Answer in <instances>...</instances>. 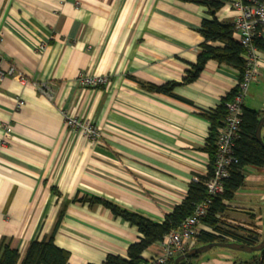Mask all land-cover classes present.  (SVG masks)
<instances>
[{"label":"crops","instance_id":"1","mask_svg":"<svg viewBox=\"0 0 264 264\" xmlns=\"http://www.w3.org/2000/svg\"><path fill=\"white\" fill-rule=\"evenodd\" d=\"M235 15L224 3L214 11L224 24ZM204 18H211L207 7L179 0H0V59L3 68L16 70L0 80V137L10 128L0 143V243L22 256L58 222L53 242L69 252L67 264H101L107 254L126 258L141 234L80 197H101L158 223L182 202L189 182L208 170L205 114L236 86L239 74L209 60L195 81L182 83L196 61ZM80 72L104 75L107 83L82 87ZM168 82L178 83L172 89L177 98L148 88ZM60 110L93 123L100 139L67 128ZM257 111L264 116V106ZM249 168L216 216L222 228L259 236L264 191L241 189H262L264 167ZM159 252L157 242L141 257ZM202 259L198 264L248 261L225 251Z\"/></svg>","mask_w":264,"mask_h":264},{"label":"trees","instance_id":"2","mask_svg":"<svg viewBox=\"0 0 264 264\" xmlns=\"http://www.w3.org/2000/svg\"><path fill=\"white\" fill-rule=\"evenodd\" d=\"M182 2H190L207 7L210 19H202L199 33L202 41L199 44V50L196 61L190 64L189 69L182 78V83H191L195 81L205 64L209 60H215L224 63L238 70V80H241L245 61L242 57L243 47L232 37L233 28L231 23H220L214 17V11L221 8L223 1L215 0H179ZM257 48L264 52V41L262 38L255 39ZM176 82H168L159 86H148L149 89L163 94L176 97L172 93V89L177 85ZM98 87H103L98 86ZM238 87L232 88L220 100L216 108L210 112H206L205 117L208 119L209 134L204 146L209 156V164L206 175L195 176L188 184L187 192L182 202L173 207L171 212L164 215L162 222H155L145 216L137 214L122 208L107 199L101 197H80L78 201H89L90 204H100L109 209V211L123 221L128 222L137 228L141 234L138 241L131 243L127 247V256L123 258L115 254H107L101 264H140L144 261L141 254L152 244L159 242L167 233L176 229L181 222L189 216L194 207L203 201L207 196L205 187L206 181L212 176L213 159L215 154V141L217 128L222 125V121L226 115V103L232 100L237 93ZM177 98V97H176ZM182 101V98H179ZM261 112L248 109L243 106L241 115L240 133L234 148V155L237 162L231 166L229 176L223 180V191L211 199V204L207 215L201 221L209 225L214 232L200 230L196 238V246L209 242H230L237 241L248 245H254L259 242V236L253 231H246L244 234H236L226 228L221 227V221L216 216L221 214L225 206L222 200H231L234 193L243 185L244 170L246 167L262 168L264 167V148L255 138V129ZM264 142V135H262ZM76 200V197L74 198ZM58 222L54 225L52 232L46 239H34L29 242L25 253L21 256L16 248H12L9 243H0V264H67L69 252L58 247L53 242L55 230ZM217 233V234H216ZM231 238H227L228 236ZM224 249V248H223ZM197 257L194 255L184 259L179 264H194L191 260ZM170 260L166 264H172ZM264 264V249L259 252V256L253 255L246 264ZM91 264V263H89Z\"/></svg>","mask_w":264,"mask_h":264},{"label":"built area","instance_id":"3","mask_svg":"<svg viewBox=\"0 0 264 264\" xmlns=\"http://www.w3.org/2000/svg\"><path fill=\"white\" fill-rule=\"evenodd\" d=\"M223 3L228 8L236 11V15L231 22L232 37L244 49L242 57L245 61V68L241 80H237L238 91L232 100L226 103V115L222 125L216 131L213 172L205 183L208 196L194 207L193 212L176 229L171 230L158 242L160 252L145 258L140 264H166L176 256L196 246V238L202 230L201 220L208 213L211 199L222 193L223 180L229 176L231 166L237 162L234 148L239 138L244 98L249 85L257 81V76L262 67L263 53L255 45V39L261 38V34L264 32V0H223ZM1 40L2 35L0 32V53ZM38 48L42 49L43 44H39ZM15 72V67L12 64L7 68H3L0 59V80L5 75H14ZM77 81L82 87L94 88L104 86L107 83V77L104 75L90 76L80 72ZM38 88L48 99L52 98L51 92L45 84H40ZM23 104L22 100H18V106ZM60 112L67 128L82 133L94 142L100 139L99 128L93 123L71 116L63 110H60ZM9 133L10 128L5 127L4 134L0 137V143L7 142Z\"/></svg>","mask_w":264,"mask_h":264},{"label":"rangeland","instance_id":"4","mask_svg":"<svg viewBox=\"0 0 264 264\" xmlns=\"http://www.w3.org/2000/svg\"><path fill=\"white\" fill-rule=\"evenodd\" d=\"M244 104H246L247 107H252L253 109H256V110H261L263 108V106H264V72L261 76L260 75L257 76L256 82L251 83L249 85V87L247 89L246 96L244 98ZM246 168L244 170V175L248 174V171L246 170ZM250 168H252V167H250ZM252 170H255V169L252 168ZM261 171L264 174V168ZM249 188H242L241 192L252 193L254 195L257 193H262L264 191V185H263L262 189H249ZM254 188H257V187H254ZM261 208H262V211H264V205H261ZM262 237H263V234L259 235V241L262 239ZM217 251H225V252L231 254L234 257V259H236V260L237 259L249 260L253 255H255L257 257L259 256V252L246 253V252H241V251H235V250L223 249V248H219V247H213L205 253L198 254L197 257H195L191 261L194 264H198L199 259L203 260L202 258L204 256L205 257L209 256L210 254H213L214 252H217Z\"/></svg>","mask_w":264,"mask_h":264},{"label":"water","instance_id":"5","mask_svg":"<svg viewBox=\"0 0 264 264\" xmlns=\"http://www.w3.org/2000/svg\"><path fill=\"white\" fill-rule=\"evenodd\" d=\"M264 125V116H261L258 119L256 129H255V138L259 142V144L264 148V142L262 140V127ZM213 247H219L229 250H235V251H241L246 253H253V252H260L262 249H264V216H263V237L262 239L254 245H248L242 242L237 241H230V242H209L206 244H201L198 246H195L191 248L190 250L184 252L183 254H180L176 256L172 264H179L184 259H187L189 257H192L194 255L202 254L207 252Z\"/></svg>","mask_w":264,"mask_h":264}]
</instances>
